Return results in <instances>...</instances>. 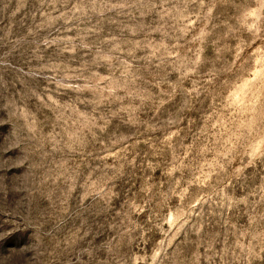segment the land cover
<instances>
[{
  "label": "rangeland",
  "instance_id": "obj_1",
  "mask_svg": "<svg viewBox=\"0 0 264 264\" xmlns=\"http://www.w3.org/2000/svg\"><path fill=\"white\" fill-rule=\"evenodd\" d=\"M0 264H264V0H0Z\"/></svg>",
  "mask_w": 264,
  "mask_h": 264
}]
</instances>
